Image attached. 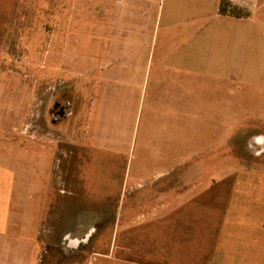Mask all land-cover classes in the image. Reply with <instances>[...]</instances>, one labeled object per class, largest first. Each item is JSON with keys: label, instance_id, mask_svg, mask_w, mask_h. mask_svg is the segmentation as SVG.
I'll return each instance as SVG.
<instances>
[{"label": "crops", "instance_id": "0c3cea01", "mask_svg": "<svg viewBox=\"0 0 264 264\" xmlns=\"http://www.w3.org/2000/svg\"><path fill=\"white\" fill-rule=\"evenodd\" d=\"M234 2L236 15L221 13V0H201L185 19L165 21L163 38L182 41L194 30L190 37L214 39L218 48L161 50L145 64L141 108L171 105L172 112L165 124L150 118L145 127L141 152L149 159L134 166V189L151 175L158 189L148 191L151 204L128 205L123 222L109 226L106 252L70 264H264V0ZM149 4L159 36L162 9ZM237 139L243 149L229 158ZM201 155L191 165L203 175L181 177ZM24 162L0 156V264H41L68 232L52 225L62 212L53 213L47 186L27 191L35 183Z\"/></svg>", "mask_w": 264, "mask_h": 264}, {"label": "rangeland", "instance_id": "374dc122", "mask_svg": "<svg viewBox=\"0 0 264 264\" xmlns=\"http://www.w3.org/2000/svg\"><path fill=\"white\" fill-rule=\"evenodd\" d=\"M200 1L152 0L155 11L162 9L157 36L149 0H0V156L25 161L35 183L27 191L38 194V182L47 186L53 213L62 212L53 214L52 225L68 230L66 243L61 232V246H53L41 264L106 252L109 226L123 222L124 208L151 204L148 191L158 184L151 175L134 189L140 179L134 166L149 159L141 143L150 118L165 124L172 111L171 105L153 113L152 105L141 108L143 68L161 50L218 48L214 39L190 37L194 30L182 41L162 37L170 15L185 19ZM234 1L221 0L220 11L236 15ZM243 146L241 139L231 142L228 157ZM203 160L191 158L187 165ZM192 165L182 168L181 177L203 175Z\"/></svg>", "mask_w": 264, "mask_h": 264}, {"label": "trees", "instance_id": "16d2710c", "mask_svg": "<svg viewBox=\"0 0 264 264\" xmlns=\"http://www.w3.org/2000/svg\"><path fill=\"white\" fill-rule=\"evenodd\" d=\"M222 13H227L226 11H221Z\"/></svg>", "mask_w": 264, "mask_h": 264}]
</instances>
